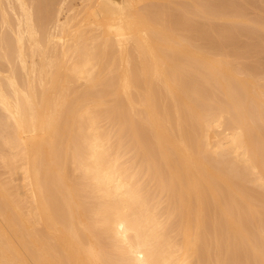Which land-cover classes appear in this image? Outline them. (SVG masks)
Listing matches in <instances>:
<instances>
[{
	"label": "bare ground",
	"instance_id": "1",
	"mask_svg": "<svg viewBox=\"0 0 264 264\" xmlns=\"http://www.w3.org/2000/svg\"><path fill=\"white\" fill-rule=\"evenodd\" d=\"M58 1L0 0V155L23 180H0V216L35 264H264V79L193 17L264 23L201 0L60 20ZM0 264H33L1 222Z\"/></svg>",
	"mask_w": 264,
	"mask_h": 264
},
{
	"label": "rangeland",
	"instance_id": "2",
	"mask_svg": "<svg viewBox=\"0 0 264 264\" xmlns=\"http://www.w3.org/2000/svg\"><path fill=\"white\" fill-rule=\"evenodd\" d=\"M75 2H73L72 0H59L58 4L59 6H65V4H68V9H66L67 7H64L61 14H60V20H63L64 17L66 15H69L70 13H78L81 12L83 10V5L84 3H86L87 0H74ZM149 0L146 1H142L140 3L141 5H145L146 2L148 3ZM179 1V0H177ZM73 2V3H72ZM201 5L209 10H217V11H222V10H229V11H233V10H242L243 13L245 14V16L251 20L254 21V19L258 22H263L264 23V0H201ZM70 8H72V10H70ZM66 10V11H65ZM69 10V11H68ZM67 12V13H66ZM80 17V15L78 16ZM194 23H195V27L196 29H198L200 31V29L204 30L203 28H205L207 25L213 24V29L214 31H210L212 38L214 39V41L216 43H223V45H225V53L228 54L231 52H243L244 55L246 56L243 59L247 61V64H249V66H253L256 67L253 69H258V71L255 70V74L256 77H258V79L260 80V77L264 79V33L261 32V30H259L258 26H256L255 24H251V25H241V24H236V23H231L229 21H213L211 20L209 17H203V16H199V15H195L193 17ZM211 22V23H210ZM230 30L232 31V33H230ZM199 31H196L195 29H193V33L196 34ZM223 49V50H224ZM247 52V53H246ZM246 53V54H245ZM231 56V54H229ZM233 56H231L232 59ZM241 59V62H242ZM238 60V62L240 61V59H236V61ZM237 62V63H238ZM240 62V63H241ZM236 63V64H237ZM246 63V62H244ZM242 64V63H241ZM241 64H237V65H241ZM258 72V73H256ZM261 73L262 75H260L259 73ZM263 82V80H260ZM85 82L81 81L77 83V88L80 90L84 87ZM109 120H103L101 122V124L107 128V129H112L114 128V130H116V128L114 126H112L111 121H109L111 124L108 123ZM10 125V124H9ZM9 125L6 124V115L4 113V111L0 108V141L2 138V135L5 134L6 131H9L11 128L9 127ZM112 126V127H107V126ZM6 129V131H4L2 133V131ZM151 149L153 150V153L155 154V150L154 148L151 147ZM7 153V148L4 146H0V154H2L3 156H6ZM155 156H157V154H155ZM128 158V155H125L124 158ZM4 158L1 157L0 155V180H4L2 182L9 184L12 189L16 188L18 183L19 185L23 182L22 180V175L20 174V172H15L12 173L11 170L9 169V167L7 166V163L4 162L6 160H3ZM20 162V160L18 161V163ZM6 163V164H5ZM161 166H163V162L161 163ZM11 172V173H10ZM11 177V179H10ZM8 180V183H7ZM143 185H144V189L148 192H150L151 194H153L154 196H158L159 193L156 189V184L155 181H152L150 179H148L147 176L143 177L142 179ZM14 184H12L11 183ZM253 186V184H251ZM160 198L164 199V195H160ZM88 202L91 201V198L87 199ZM165 205V202L162 203L161 208L163 209ZM172 222L170 223L171 225V229H172V233L177 235L176 230L174 229V222H175V217L174 219H171ZM0 222L3 224V226H5V228H7V230L9 231V233L14 236V238L18 241L19 245L22 247L23 251L25 252L26 256L29 258V260L35 264L32 255L30 253L29 250L26 249V247L23 245L22 240L18 237V235H16L14 233V231L12 230L11 227H8L6 224V222L2 219V217L0 216ZM171 233V234H172ZM172 234V235H173ZM174 234V235H175Z\"/></svg>",
	"mask_w": 264,
	"mask_h": 264
}]
</instances>
